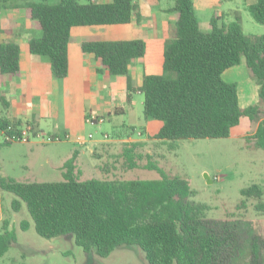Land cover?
Returning a JSON list of instances; mask_svg holds the SVG:
<instances>
[{"label":"trees","instance_id":"trees-1","mask_svg":"<svg viewBox=\"0 0 264 264\" xmlns=\"http://www.w3.org/2000/svg\"><path fill=\"white\" fill-rule=\"evenodd\" d=\"M244 1L254 20L264 24V0ZM22 6L41 31L29 39L28 49L47 57L57 78L68 72L72 27L128 23L137 14L135 0H23ZM6 7L13 4L0 0V12ZM169 11L176 13L174 37L164 41L160 65L164 73L175 72V76L145 74L137 88L144 95L143 117L160 122L153 137L162 142L228 137L245 116L259 122L246 138L248 146L264 150V33L248 36L238 18L226 23L219 16H212L211 29L202 31L193 0H173ZM81 48L93 53L109 73L127 76L130 93L126 103L131 104L135 88L128 77L129 65L146 54L148 42L142 38L88 40ZM19 53L16 42L0 41L1 73H18ZM242 62L258 85V102L245 108L239 106L237 84L222 78L227 69ZM0 106H7L1 96ZM21 125L19 120L0 116V131L10 126L12 132H18ZM12 142L3 139L0 146ZM146 146L145 141H132L123 146L119 156L125 169H154L160 175L157 179L81 181L74 172L73 155L64 164L62 180L29 182L0 177V188L15 195L11 201L14 211L24 202L36 232L44 238L73 236L85 252L101 257L118 247L136 245L148 264H220L219 253L227 236L216 229L237 219L207 220L206 205L188 199L193 193L188 180L166 173L153 154L145 151ZM240 193L237 209H245L252 200L254 210L264 213V186L252 183ZM27 226L28 221L22 220L20 227ZM16 243L15 230L4 220L0 256ZM263 244L264 238H251L247 264H264Z\"/></svg>","mask_w":264,"mask_h":264},{"label":"rangeland","instance_id":"rangeland-1","mask_svg":"<svg viewBox=\"0 0 264 264\" xmlns=\"http://www.w3.org/2000/svg\"><path fill=\"white\" fill-rule=\"evenodd\" d=\"M52 2L54 0H47ZM80 2L97 1L106 2L109 0H78ZM173 0H160L164 7ZM6 4H13V7H6L1 12L14 9L16 14L24 11L23 0H6ZM138 2L137 11L140 10ZM225 7L234 10V14L225 17L224 22L239 19L243 31L246 35H258L264 33V24L254 20L246 9L244 0H228ZM3 17V16H2ZM0 17L2 26L6 21ZM144 19V20H143ZM24 20V19H23ZM142 23L135 25V38H151L147 34L145 18ZM31 25L29 35L32 37L41 34L38 23L34 19H28ZM198 25L203 31L211 29L209 19L199 16ZM91 30L103 27L88 26ZM16 26L12 28L14 31ZM174 35L168 38H173ZM166 38V39H168ZM164 43V42H163ZM161 46V45H160ZM153 47L148 54L155 61L160 57V49ZM157 63V62H156ZM244 70L247 79L255 85L258 91L257 80L252 76L244 62L239 66L227 69L222 78L228 82L240 83L236 75L239 70ZM146 73H164L162 68L156 64L145 68ZM170 77L175 76V72L164 73ZM132 84L137 83L136 75H129ZM117 80H122L123 76H115ZM122 86L117 84L110 95L118 103H121ZM133 112L139 124L143 123V99L142 92L133 91ZM109 97V96H108ZM258 102V96L255 103ZM247 117H242L245 120ZM124 120L128 121L126 116ZM156 120V119H154ZM243 122V121H242ZM86 130L83 136L102 138L103 133L109 135L110 142L104 143L98 148L97 156L83 155L78 166L80 173H76L79 180L88 179H157L160 177L157 170L146 168L123 167V159L119 156L122 143L114 133L115 128L105 122L101 128L96 124L86 123ZM133 138L139 137L137 133H132ZM2 136L0 134V141ZM33 141V140H32ZM33 143L13 142L10 145L0 146V176L5 174L18 181H58L63 179V169L56 170L51 165H41L44 158V145L39 146L32 153L26 147ZM48 142L45 146L54 145ZM58 144H63L60 141ZM60 154L67 155V160L71 154L66 144L53 148ZM145 151L153 154L158 165L171 175L186 178L193 193L189 200L206 205L205 218L209 221H231L216 230L218 233L227 236V244L219 253L220 264H247L250 258V241L252 237L264 238V213L259 214L254 210L253 201L249 200L245 209H237L236 205L242 199L240 190L252 183L264 186V150L261 148H250L246 138L238 136L218 137V138H179L166 141H150L145 147ZM54 152V154H56ZM66 160V161H67ZM108 167V168H107ZM65 170V169H64ZM15 195L0 188V232L2 231L4 220H7L10 228L16 232L17 243L0 256V264H148L144 258L143 251L136 245L118 247L108 256L101 257L93 252H85L80 246L75 244L73 236H57L44 238L40 236L34 227L24 202L19 211L11 208V201ZM27 220L26 229L20 227L21 221ZM203 231V230H202ZM262 255L264 256V244Z\"/></svg>","mask_w":264,"mask_h":264},{"label":"crops","instance_id":"crops-1","mask_svg":"<svg viewBox=\"0 0 264 264\" xmlns=\"http://www.w3.org/2000/svg\"><path fill=\"white\" fill-rule=\"evenodd\" d=\"M140 2L137 14L128 23L105 24V25H81L74 26L70 30V38L67 47L68 72L66 76L57 78L53 75L50 61L47 57L33 54L28 49V41L32 38L29 35L31 25L25 15V11L16 14L14 9L0 12V17L5 18V26L0 25V41H13L20 47L19 71L18 73L0 72V96L7 101L5 109L0 106V116H5L10 121L19 120L22 125L30 124L34 131H41L45 134H55L64 138L51 141L54 145L45 146L48 142L36 140L27 141L26 147L32 153L35 149L44 145V158L41 165H51L56 170L63 169L67 155H62L59 151H53L64 144L68 147L71 157L75 155L74 172L80 173V157L83 155L96 156L98 148L104 143L110 142L109 138H88L83 136L86 130V123L96 124L101 128L102 124L109 122L114 128V133L122 143V147L132 141H157L153 136L160 127V122L154 119H145L139 124L133 112V95L131 104L126 103V96L130 93L127 89L126 75H113L103 68L101 62L95 58L93 53L84 52L81 43L88 40H127L134 39L135 25L142 23L145 18L147 34L151 38H142L148 42V50L142 57L134 59L129 65V75L138 77L137 83L132 84L138 91V86L146 73V67L158 64L160 67V57L163 42L166 38L174 35L176 13L169 11L173 2L166 7L160 4V0H135ZM228 0H193L197 19L219 16L220 20L234 14V10L225 7ZM255 0H247L253 2ZM24 19V20H23ZM3 22V21H2ZM0 21V24H2ZM16 26L13 31L12 28ZM103 27L91 30L86 27ZM201 29V28H200ZM202 30V29H201ZM203 31V30H202ZM159 45L160 57L153 60L149 51ZM161 45V46H160ZM157 62V63H156ZM162 68V67H161ZM236 75L238 103L241 108L255 104L257 91L251 80L247 79L244 70H239ZM157 74V73H148ZM115 76H123L122 80H117ZM130 79V77H129ZM131 81V79H130ZM122 86L121 103H118L110 95L117 85ZM109 96V97H108ZM95 115L101 121H87L86 118ZM126 116L128 121L124 120ZM243 121V122H242ZM258 121L245 120L233 126L229 136L247 138L252 135L258 126ZM133 128V129H130ZM135 132L139 137L133 138ZM68 136L65 138V136ZM83 137L82 142L78 141ZM63 141V144H58ZM27 143L23 141H13ZM12 142V143H13ZM56 152V154H54ZM120 154V153H119ZM0 177H10L1 175ZM262 186V185H261ZM1 219V216H0Z\"/></svg>","mask_w":264,"mask_h":264},{"label":"built area","instance_id":"built-area-1","mask_svg":"<svg viewBox=\"0 0 264 264\" xmlns=\"http://www.w3.org/2000/svg\"><path fill=\"white\" fill-rule=\"evenodd\" d=\"M87 121H101L100 118L96 117L95 115L89 116L86 118ZM0 134L3 139H7L10 141H23L27 142L30 140H36L39 142H51L55 140H60L64 137L55 135V134H45L41 131H34L33 127L30 124H25L23 126L19 127L18 132H12L11 127L7 126L5 129H2L0 131ZM68 136L66 135L65 138ZM88 138H92V135L89 134ZM103 138H109V135L107 133H103ZM84 140L83 137H79L78 141L82 142Z\"/></svg>","mask_w":264,"mask_h":264}]
</instances>
